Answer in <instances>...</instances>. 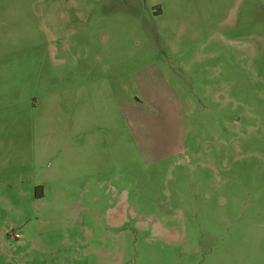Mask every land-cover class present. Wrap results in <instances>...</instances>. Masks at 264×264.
<instances>
[{
	"label": "rangeland",
	"instance_id": "obj_1",
	"mask_svg": "<svg viewBox=\"0 0 264 264\" xmlns=\"http://www.w3.org/2000/svg\"><path fill=\"white\" fill-rule=\"evenodd\" d=\"M0 264H264V0H0Z\"/></svg>",
	"mask_w": 264,
	"mask_h": 264
}]
</instances>
